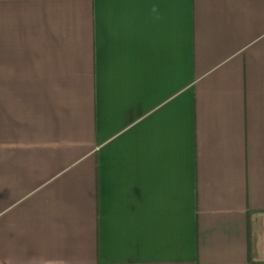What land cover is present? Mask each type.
<instances>
[{"label":"crops","instance_id":"1","mask_svg":"<svg viewBox=\"0 0 264 264\" xmlns=\"http://www.w3.org/2000/svg\"><path fill=\"white\" fill-rule=\"evenodd\" d=\"M264 263V0H0V264Z\"/></svg>","mask_w":264,"mask_h":264},{"label":"trees","instance_id":"2","mask_svg":"<svg viewBox=\"0 0 264 264\" xmlns=\"http://www.w3.org/2000/svg\"><path fill=\"white\" fill-rule=\"evenodd\" d=\"M261 264H264V263H261Z\"/></svg>","mask_w":264,"mask_h":264}]
</instances>
